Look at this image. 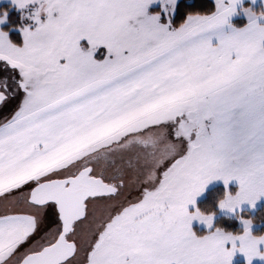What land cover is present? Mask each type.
<instances>
[{"label": "snow or ice", "instance_id": "6c2138e0", "mask_svg": "<svg viewBox=\"0 0 264 264\" xmlns=\"http://www.w3.org/2000/svg\"><path fill=\"white\" fill-rule=\"evenodd\" d=\"M155 2L13 0L39 26L0 30V264L264 259L252 220L198 236L215 214L189 211L215 180L240 185L221 209L264 196V12Z\"/></svg>", "mask_w": 264, "mask_h": 264}, {"label": "trees", "instance_id": "16d2710c", "mask_svg": "<svg viewBox=\"0 0 264 264\" xmlns=\"http://www.w3.org/2000/svg\"><path fill=\"white\" fill-rule=\"evenodd\" d=\"M198 4V0H179L177 5V10L173 18V23L178 24L184 18L185 12L184 8H195ZM256 7H261V5H257ZM153 11L156 8H152ZM260 10V8H259ZM5 11L8 13V21L3 24L2 28L8 32L9 38L16 45H22L24 42V37L22 33L16 28L22 24L20 20V12L16 10H12L7 3L0 4V15H2ZM236 26H243L245 24L241 18H236L234 21ZM235 187H232L234 190ZM227 194L226 187L224 185H215L208 189L202 199H200L197 203V208L204 212H214L215 214L219 213V201L225 198ZM250 216L254 222L256 223V228L253 230L254 234H262L264 232V203L257 209L254 214L248 215ZM217 227L224 229L226 232L240 233L244 231V228L240 226L239 221L235 217L229 216H219L215 222L212 229H200L195 226V232L199 236H203L208 234L210 231H214ZM237 264H244L242 261Z\"/></svg>", "mask_w": 264, "mask_h": 264}, {"label": "rangeland", "instance_id": "374dc122", "mask_svg": "<svg viewBox=\"0 0 264 264\" xmlns=\"http://www.w3.org/2000/svg\"><path fill=\"white\" fill-rule=\"evenodd\" d=\"M3 3H7L9 4L10 8L12 10H16V11H19L20 12V20L22 22V24H20V26H18L16 29L19 30L22 35H23V32L21 31V29L28 25V26H31V29L32 30H35L36 27L39 26V24L33 20L31 17L34 16L35 14V10L39 7V4H32L30 5L27 9H19L17 5H15L13 3V0H0V4H3ZM258 4H253L251 2H245L243 3L242 5H239V9H237V18H241L242 21H244L245 23L249 22L248 21V16H247V13H245L243 11L244 8H251L253 11H256V12H259V8L260 10L261 7H256ZM152 8H156L155 11L152 10ZM162 8H163V0H156L155 3H153L152 5L149 6V14H155L157 12H162ZM177 10V9H176ZM176 13V12H175ZM174 15L172 16V20L174 18ZM40 20L41 22H46L47 21V14L46 13H41V17H40ZM8 21V18L7 20L3 23L5 24L6 22ZM162 22H166V16H164L162 14ZM3 24H0V30H3L5 31L2 26ZM238 27V26H237ZM10 39V38H9ZM11 40V39H10ZM24 43V42H23ZM83 46H85V48L88 47V42L87 40H84L81 42ZM216 43H218V39L216 41ZM23 45V44H22ZM20 45V46H22ZM19 46V45H18ZM106 51V50H105ZM224 185L226 187V190H227V194L228 193H231L233 195L237 194L239 192V188H240V185H239V182L235 179H233L232 181H230L227 185L224 183L223 179H220V180H215V181H212L209 183V185L206 187V190L204 193H202L200 196H198L196 198V203L195 204H192V205H189V211L190 212H195L197 210V203L200 199H202L206 193V191L208 189H210L211 187L215 186V185ZM232 187H235L234 190H232ZM226 194V195H227ZM226 197V196H225ZM264 203V196H262L255 204V207H253L250 203L248 202H245L244 204H242L239 208H237L235 211H231V210H228V209H221L219 207V213L215 214L214 216V222L215 220L219 217V216H229V217H235L238 219L239 221V224L241 227H243L245 229V225L243 223V220L245 219H250V220H253L250 216V214H254L257 209ZM254 221V220H253ZM195 226H197L198 228L200 229H208V226L206 223H203L201 222L200 220H194L193 221V224H192V229L193 231L195 232ZM213 226H214V223H213ZM252 226H256V223L254 222ZM213 228V227H212ZM211 228V229H212ZM215 231V229H214ZM233 233V232H231ZM195 234L197 235V233L195 232ZM233 234H237V233H233ZM199 236V235H198ZM227 248H231V242H229L227 245H226ZM238 254H239V251L236 252V254L234 255L233 257V261H232V264H237L238 262H240V260H238ZM243 262V261H242Z\"/></svg>", "mask_w": 264, "mask_h": 264}, {"label": "crops", "instance_id": "0c3cea01", "mask_svg": "<svg viewBox=\"0 0 264 264\" xmlns=\"http://www.w3.org/2000/svg\"><path fill=\"white\" fill-rule=\"evenodd\" d=\"M245 2H251V3H253L252 0H243V3H245ZM256 4L261 5V9H264V0H256ZM238 6H239V5H238ZM238 6H237V9H239ZM260 11H261V10H259V12H260ZM237 15H238V14L236 13V14H234V15L230 18V23H231V25L236 26V25L234 24V21H235V19L237 18ZM247 24H248V22L245 23L243 26H240V27H244V26H246ZM236 27H237V26H236ZM238 27H239V26H238ZM224 30L227 32V31H230L231 29H230L228 26H225V29H224ZM216 41H217V38L214 37L213 42L216 43ZM256 227H257V226H252V233H253V230H254ZM244 230H245V229H244ZM240 233H242V232H240ZM240 233H237V234H240ZM253 235H257V234H254V233H253ZM261 235H264V232H263L262 234L257 235V236H261ZM260 250H261V252H264V244H261V245H260ZM238 257H239L238 260L243 261L244 264H248L247 256H246L245 254L239 252ZM252 264H264V259H262V258H260V257H256V258L253 259Z\"/></svg>", "mask_w": 264, "mask_h": 264}, {"label": "clouds", "instance_id": "9594fccd", "mask_svg": "<svg viewBox=\"0 0 264 264\" xmlns=\"http://www.w3.org/2000/svg\"><path fill=\"white\" fill-rule=\"evenodd\" d=\"M252 2H253V4H255L256 3V0H252ZM7 12V11H6ZM260 12H264V9H262ZM44 13H46L47 14V12H46V10H45V12ZM257 13H259V12H257ZM202 212H204V211H202ZM206 214H208V213H214V212H205ZM215 214V213H214ZM253 221V220H252ZM253 223H254V221H253Z\"/></svg>", "mask_w": 264, "mask_h": 264}]
</instances>
